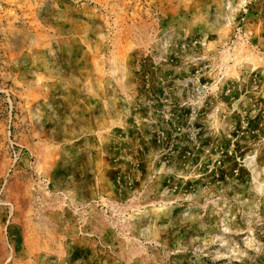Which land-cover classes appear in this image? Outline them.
Masks as SVG:
<instances>
[{
	"label": "rangeland",
	"instance_id": "rangeland-1",
	"mask_svg": "<svg viewBox=\"0 0 264 264\" xmlns=\"http://www.w3.org/2000/svg\"><path fill=\"white\" fill-rule=\"evenodd\" d=\"M0 264H264V0H0Z\"/></svg>",
	"mask_w": 264,
	"mask_h": 264
}]
</instances>
